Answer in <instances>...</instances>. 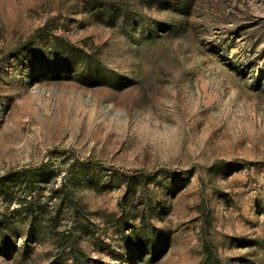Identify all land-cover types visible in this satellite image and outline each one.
Returning a JSON list of instances; mask_svg holds the SVG:
<instances>
[{
	"label": "rangeland",
	"instance_id": "374dc122",
	"mask_svg": "<svg viewBox=\"0 0 264 264\" xmlns=\"http://www.w3.org/2000/svg\"><path fill=\"white\" fill-rule=\"evenodd\" d=\"M0 264H264V0H0Z\"/></svg>",
	"mask_w": 264,
	"mask_h": 264
},
{
	"label": "trees",
	"instance_id": "16d2710c",
	"mask_svg": "<svg viewBox=\"0 0 264 264\" xmlns=\"http://www.w3.org/2000/svg\"><path fill=\"white\" fill-rule=\"evenodd\" d=\"M21 186H23L22 184H17V187H21ZM23 203V202H22ZM25 204V203H24Z\"/></svg>",
	"mask_w": 264,
	"mask_h": 264
}]
</instances>
